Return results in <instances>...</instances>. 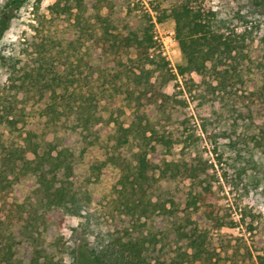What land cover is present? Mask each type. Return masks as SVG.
Listing matches in <instances>:
<instances>
[{
    "label": "rangeland",
    "instance_id": "374dc122",
    "mask_svg": "<svg viewBox=\"0 0 264 264\" xmlns=\"http://www.w3.org/2000/svg\"><path fill=\"white\" fill-rule=\"evenodd\" d=\"M55 1L0 0V141L5 144L4 153L10 150L22 152L28 148L27 156L33 158L35 155L29 150L30 144L43 153L52 144L62 142L56 128L39 114L30 97L34 90L27 76L39 65L38 50L43 43L54 46L53 52L60 58L57 62H64L67 57L74 60L81 54H94L98 62L94 76L108 69H120L126 86L132 85L127 73L139 65L136 54L131 50L121 54L120 65L112 55L105 54L98 45L103 34V28L98 24L94 37L79 44L74 19L70 14L53 11ZM113 1L111 18L114 24L124 33H143L150 27L155 40L150 52L155 62L164 58L177 73L165 87V91L173 96L167 107L170 120L165 119L157 125L161 133L175 141L169 153L162 157L180 163L194 158L205 167L204 186L210 188L208 200L218 215L227 222H234L231 226L210 230L204 263L260 264L258 254L262 251L259 248H264V148L254 151L253 165L248 167L246 174L242 172L244 163L237 160L233 144L239 138L251 140L252 134H259L264 128V98L255 90L263 76L256 69V59L262 54L260 38L264 35V4L251 8L250 0H190L193 6L216 13L215 29L219 31L230 33L235 29L243 32L245 22H249L254 28L255 42L249 51H233L227 55L217 68L209 62L204 74L195 71L180 74L178 66L185 64V60L179 43L170 59L164 55L160 42L166 33L175 32L173 20L167 15V9L174 0ZM91 12L90 8L88 13ZM102 12L106 14L108 9L104 8ZM146 67H155V64H147ZM227 69L231 70L230 77L224 75ZM82 70L84 77L88 69L83 67ZM253 79L257 82L253 83ZM109 102L108 98L101 102L106 114L111 109ZM119 106L122 108L120 120L129 124L134 117L135 101L122 100ZM98 127L105 140L115 130L113 123H101ZM137 152L138 147L135 146L122 149L123 157L133 168L129 169L125 163L122 168L111 167L99 173L85 170L94 162L93 154H88L79 161L76 175L80 177L81 191L92 198V210L109 222H116L117 217L130 220L132 237L156 235L160 242L147 254L153 262L160 257L170 264L180 247L185 248L188 244L187 236L196 233L198 218L193 207L181 201L175 204L170 201L188 182L162 180L159 169L152 168L144 181V188L140 189L138 185H135L136 189L132 188L130 181L136 172ZM162 157L156 160L157 164L162 162ZM17 163L19 168L22 159L17 158ZM13 176L10 173V178ZM126 180L128 190L126 196H121L122 182ZM36 185L33 175L16 185L15 197L24 201L28 210L31 209L30 203L41 207L31 191ZM127 199L144 200L142 209H138L134 216L126 211L124 202ZM41 214L36 216L38 235L41 232V236L50 238V229L59 234L60 254L63 256L61 264H96L93 257L96 235L86 231L85 218L67 216L63 224L56 227L54 214L47 212L48 231L44 233ZM29 215L27 211L26 216ZM161 246H164L163 250ZM203 261L199 260L197 264H203Z\"/></svg>",
    "mask_w": 264,
    "mask_h": 264
},
{
    "label": "trees",
    "instance_id": "16d2710c",
    "mask_svg": "<svg viewBox=\"0 0 264 264\" xmlns=\"http://www.w3.org/2000/svg\"><path fill=\"white\" fill-rule=\"evenodd\" d=\"M22 3V1H21ZM264 0H250V6L257 8ZM91 8L92 12L88 13ZM108 12L103 14V9ZM52 9L59 14H70L74 19L75 29L79 32L77 42L94 37L96 25L103 28L98 40L99 47L105 54L112 55L118 65L121 54L131 50L136 54L139 65L130 69L128 74L131 86L124 83V73L120 69H108L94 76L98 65L97 57L90 53L77 56L76 59L56 61L59 55L53 52L54 46L43 43L39 54V65L27 78L34 90L30 96L39 109V114L53 125L62 142L52 144L48 150L40 153L29 145L34 157L27 156V149L10 150L0 141V264H61V237L50 229L47 235H38L37 214H41L44 233L48 231L47 212L54 214L53 224L60 227L67 216L85 218V229L96 235L93 257L96 264H166L160 257L153 262L148 251L156 249L160 239L156 235L132 237L130 220L117 217L116 222L105 220L101 214L92 210L90 194L81 191L80 177L76 175L78 163L88 154H93L94 162L85 168L87 172H102L111 167H124L126 162L122 149L126 146L138 147L134 169V179L129 180L132 188L138 185L143 189L144 181L152 168H158L162 180L188 183L179 193L172 196L171 202L185 203L193 207L198 220L195 232L188 244L180 247L170 264H197L204 260L208 252L206 240L213 228L231 226L208 200L209 187L204 186L206 168L200 166L196 159L183 163L169 161L165 156L175 142L171 136L161 133L157 125L165 119L170 120L167 107L173 96L165 87L176 77V72L164 58L155 62L150 49L155 45L151 28L143 33L137 31L122 32L114 24L111 14L114 11L113 0H56ZM167 15L173 20L175 35L178 40L185 64H179L180 74L197 72L204 74L208 63L217 68L227 55L233 51L251 50L255 42L254 28L245 22L243 32L235 29L230 33L215 29L217 16L214 11H206L193 6L190 0H174L168 7ZM163 21V18L159 19ZM153 25V23H152ZM52 42V41H51ZM262 54L257 57V70L263 75L260 84H255L256 92L264 98V35L260 38ZM155 67H146L147 64ZM88 69L83 77L82 68ZM235 71L237 68H234ZM231 70L224 75L231 76ZM253 83L257 81L251 80ZM110 99V111L102 110L101 102ZM132 99L136 109L134 117L126 124L120 117L122 100ZM114 124V132L108 139H103L99 124ZM30 134V131H28ZM237 160L244 163L242 172L248 173V167L254 162L253 153L264 148V128L259 134H252L251 140L239 138L234 141ZM162 157V162L156 160ZM17 158L23 163L18 168ZM18 169V170H17ZM17 171V172H16ZM10 173L14 176L10 178ZM35 176L37 185L31 190L41 206L16 199V185L23 179ZM74 178V179H72ZM127 180L123 181L121 196H126ZM170 187V186H169ZM201 187V188H200ZM133 194V193H131ZM126 211L134 216L142 209L144 200L135 199L124 202ZM42 210V211H41ZM30 215L27 217L26 213ZM52 222V221H51ZM56 233V234H55ZM164 246L160 249L163 250ZM190 249L192 250L191 252ZM258 254L259 263L264 264V248ZM203 264L204 261L202 262Z\"/></svg>",
    "mask_w": 264,
    "mask_h": 264
},
{
    "label": "built area",
    "instance_id": "2783aa9c",
    "mask_svg": "<svg viewBox=\"0 0 264 264\" xmlns=\"http://www.w3.org/2000/svg\"><path fill=\"white\" fill-rule=\"evenodd\" d=\"M160 42H162V48L164 55L167 58H172V54L177 51L178 48V40L176 38L174 31H169L162 38H160Z\"/></svg>",
    "mask_w": 264,
    "mask_h": 264
}]
</instances>
